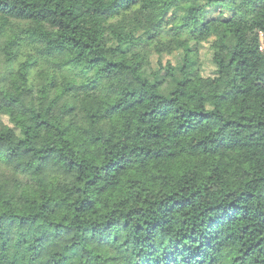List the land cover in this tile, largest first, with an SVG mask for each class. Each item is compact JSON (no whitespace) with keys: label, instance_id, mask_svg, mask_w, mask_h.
Wrapping results in <instances>:
<instances>
[{"label":"trees","instance_id":"obj_1","mask_svg":"<svg viewBox=\"0 0 264 264\" xmlns=\"http://www.w3.org/2000/svg\"><path fill=\"white\" fill-rule=\"evenodd\" d=\"M261 35L264 0H0V264H264Z\"/></svg>","mask_w":264,"mask_h":264},{"label":"rangeland","instance_id":"obj_2","mask_svg":"<svg viewBox=\"0 0 264 264\" xmlns=\"http://www.w3.org/2000/svg\"><path fill=\"white\" fill-rule=\"evenodd\" d=\"M219 8L216 7H212L208 10V16L209 17H214V16H219ZM260 41L261 44L264 45V35L260 36ZM199 54H200V62L202 64V73L205 75H209L211 74L212 70H213V66L211 64L210 58H211V52L210 49L208 48V44L204 43L202 47H200L199 50ZM162 58V62H165L167 59L171 60L172 62L174 61L173 56H169V55H164L161 57ZM155 59L153 58V63H155ZM156 68V65H153ZM173 80H169L168 82H166L162 87H161V91L164 94H167L173 86ZM4 122H6L8 124V120L6 118H3ZM12 126V125H11Z\"/></svg>","mask_w":264,"mask_h":264}]
</instances>
